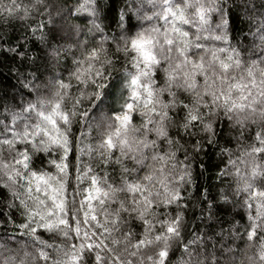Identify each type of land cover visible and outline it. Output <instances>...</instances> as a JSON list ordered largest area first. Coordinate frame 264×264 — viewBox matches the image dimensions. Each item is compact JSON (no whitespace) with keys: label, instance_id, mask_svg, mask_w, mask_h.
<instances>
[{"label":"clouds","instance_id":"obj_1","mask_svg":"<svg viewBox=\"0 0 264 264\" xmlns=\"http://www.w3.org/2000/svg\"><path fill=\"white\" fill-rule=\"evenodd\" d=\"M0 264H264V0H0Z\"/></svg>","mask_w":264,"mask_h":264},{"label":"snow or ice","instance_id":"obj_2","mask_svg":"<svg viewBox=\"0 0 264 264\" xmlns=\"http://www.w3.org/2000/svg\"><path fill=\"white\" fill-rule=\"evenodd\" d=\"M227 67V65H225V68ZM249 75H251V72L249 73ZM235 87H239V85H235ZM242 99H243V97H242ZM243 105H241V107H242Z\"/></svg>","mask_w":264,"mask_h":264}]
</instances>
